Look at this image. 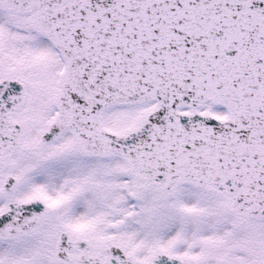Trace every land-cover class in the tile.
Listing matches in <instances>:
<instances>
[{
	"label": "snow or ice",
	"instance_id": "obj_1",
	"mask_svg": "<svg viewBox=\"0 0 264 264\" xmlns=\"http://www.w3.org/2000/svg\"><path fill=\"white\" fill-rule=\"evenodd\" d=\"M0 264H264V0H0Z\"/></svg>",
	"mask_w": 264,
	"mask_h": 264
}]
</instances>
